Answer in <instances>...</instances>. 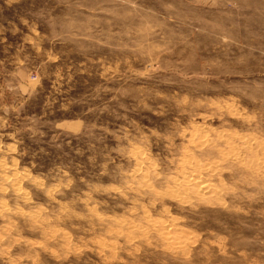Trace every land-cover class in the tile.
<instances>
[{
  "label": "rangeland",
  "instance_id": "1",
  "mask_svg": "<svg viewBox=\"0 0 264 264\" xmlns=\"http://www.w3.org/2000/svg\"><path fill=\"white\" fill-rule=\"evenodd\" d=\"M0 264H264V0H0Z\"/></svg>",
  "mask_w": 264,
  "mask_h": 264
},
{
  "label": "bare ground",
  "instance_id": "2",
  "mask_svg": "<svg viewBox=\"0 0 264 264\" xmlns=\"http://www.w3.org/2000/svg\"><path fill=\"white\" fill-rule=\"evenodd\" d=\"M189 164V163H188ZM191 181V180H190ZM196 181V179L194 180V182ZM204 189H206V186L203 187ZM208 188V187H207ZM18 190V189H17Z\"/></svg>",
  "mask_w": 264,
  "mask_h": 264
}]
</instances>
